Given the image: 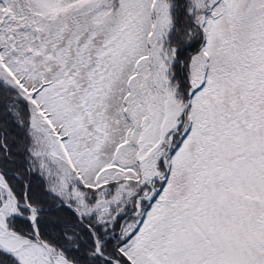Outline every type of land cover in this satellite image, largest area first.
Returning a JSON list of instances; mask_svg holds the SVG:
<instances>
[{
    "label": "snow or ice",
    "instance_id": "6c2138e0",
    "mask_svg": "<svg viewBox=\"0 0 264 264\" xmlns=\"http://www.w3.org/2000/svg\"><path fill=\"white\" fill-rule=\"evenodd\" d=\"M0 264H264V0H0Z\"/></svg>",
    "mask_w": 264,
    "mask_h": 264
}]
</instances>
